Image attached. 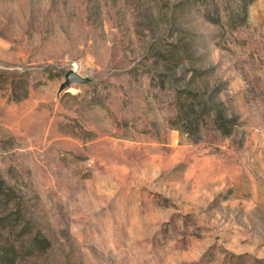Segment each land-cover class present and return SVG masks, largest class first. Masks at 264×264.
Segmentation results:
<instances>
[{"label":"rangeland","instance_id":"obj_1","mask_svg":"<svg viewBox=\"0 0 264 264\" xmlns=\"http://www.w3.org/2000/svg\"><path fill=\"white\" fill-rule=\"evenodd\" d=\"M0 264H264V0H0Z\"/></svg>","mask_w":264,"mask_h":264},{"label":"water","instance_id":"obj_2","mask_svg":"<svg viewBox=\"0 0 264 264\" xmlns=\"http://www.w3.org/2000/svg\"><path fill=\"white\" fill-rule=\"evenodd\" d=\"M83 80L78 77L74 72L69 71L65 74V82L61 85V89L68 87L71 83H80Z\"/></svg>","mask_w":264,"mask_h":264},{"label":"trees","instance_id":"obj_3","mask_svg":"<svg viewBox=\"0 0 264 264\" xmlns=\"http://www.w3.org/2000/svg\"><path fill=\"white\" fill-rule=\"evenodd\" d=\"M189 112H190V114L194 115L195 119L197 118V116H196V112L194 111V108L191 107V108L189 109ZM207 117H208V116H207ZM207 117H206V118H207ZM207 120L209 121V118H208ZM223 120H224V119H223ZM195 121H196V123H195V127H197L198 124H199V122H197V119H196ZM215 122H216V124L218 125V127L221 126L222 123H223V122H221V120H216ZM179 132H180V134H182L181 131H179Z\"/></svg>","mask_w":264,"mask_h":264}]
</instances>
